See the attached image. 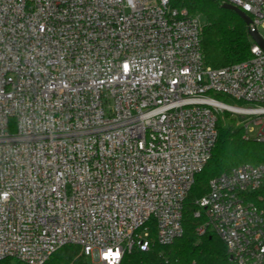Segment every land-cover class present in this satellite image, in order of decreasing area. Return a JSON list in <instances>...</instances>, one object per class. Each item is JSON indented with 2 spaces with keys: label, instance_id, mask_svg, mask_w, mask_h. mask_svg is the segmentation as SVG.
<instances>
[{
  "label": "built area",
  "instance_id": "built-area-1",
  "mask_svg": "<svg viewBox=\"0 0 264 264\" xmlns=\"http://www.w3.org/2000/svg\"><path fill=\"white\" fill-rule=\"evenodd\" d=\"M224 3L250 32L264 26V0ZM203 28L171 0H0V262L45 264L75 245L120 264L171 245L219 113L257 117L245 139L264 143V48L212 68ZM262 188L264 165L245 164L196 201L198 235H217L231 264H264V209L247 199Z\"/></svg>",
  "mask_w": 264,
  "mask_h": 264
},
{
  "label": "trees",
  "instance_id": "trees-1",
  "mask_svg": "<svg viewBox=\"0 0 264 264\" xmlns=\"http://www.w3.org/2000/svg\"><path fill=\"white\" fill-rule=\"evenodd\" d=\"M171 3L174 8L203 16L202 49L207 66L220 69L253 58L254 41L249 28L234 11L222 8L224 0H171ZM227 101V104L233 102ZM232 115L225 111L218 119V140L212 157L197 175L184 202L183 236L171 245L155 243L146 252L138 249L127 252L120 264H231L227 247L217 235L211 232L203 237L198 235L197 229L205 223L206 217L196 201L206 196L210 182L224 173L245 164L264 165V143L245 139V124H238L240 119ZM247 199L264 209V188L250 193ZM198 211H201L200 217L195 216ZM0 264L24 263L8 258ZM45 264L94 263L82 254L79 246L67 245L57 250Z\"/></svg>",
  "mask_w": 264,
  "mask_h": 264
},
{
  "label": "rangeland",
  "instance_id": "rangeland-1",
  "mask_svg": "<svg viewBox=\"0 0 264 264\" xmlns=\"http://www.w3.org/2000/svg\"><path fill=\"white\" fill-rule=\"evenodd\" d=\"M259 33L262 36V38L264 39V26H260L259 27ZM210 96L215 98L218 101L229 103L227 101V98L225 96L221 95V94H210ZM230 104L237 105V106H243V107H253L254 106V105H249V104L240 105L239 103H235V102H231ZM222 114L223 113H219V115H218L219 118L222 117ZM232 117L240 119V120H238L239 121L238 124L243 122L244 124L247 125L249 122H251L250 130H252L251 131V135L252 136H256L261 130V127L254 126L253 123H252L253 120L257 119V117L244 118V117H240V116H237V115H234V114L232 115Z\"/></svg>",
  "mask_w": 264,
  "mask_h": 264
},
{
  "label": "water",
  "instance_id": "water-1",
  "mask_svg": "<svg viewBox=\"0 0 264 264\" xmlns=\"http://www.w3.org/2000/svg\"><path fill=\"white\" fill-rule=\"evenodd\" d=\"M222 8L226 10L234 11L240 18L243 19V21L246 23L247 26L251 24L250 17L245 12H243L241 9L233 5H230L228 3H224L222 5ZM249 35L255 43H257L260 47L264 48V39L261 37L259 32L253 33L249 31Z\"/></svg>",
  "mask_w": 264,
  "mask_h": 264
},
{
  "label": "snow or ice",
  "instance_id": "snow-or-ice-1",
  "mask_svg": "<svg viewBox=\"0 0 264 264\" xmlns=\"http://www.w3.org/2000/svg\"><path fill=\"white\" fill-rule=\"evenodd\" d=\"M112 253L111 252H109V254L108 255H111ZM116 256H118L119 255V253L117 252L116 254H115Z\"/></svg>",
  "mask_w": 264,
  "mask_h": 264
}]
</instances>
